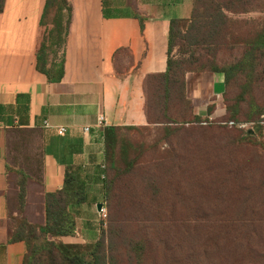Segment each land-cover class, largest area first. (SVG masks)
I'll list each match as a JSON object with an SVG mask.
<instances>
[{
	"label": "crops",
	"instance_id": "crops-1",
	"mask_svg": "<svg viewBox=\"0 0 264 264\" xmlns=\"http://www.w3.org/2000/svg\"><path fill=\"white\" fill-rule=\"evenodd\" d=\"M69 2L72 19L64 49L57 53L51 45L48 53L49 67L64 63L60 82L37 69L47 34L42 26L47 1L7 0L0 14V264H23L27 254L24 242L11 241L20 177L8 157L13 133L37 131L42 147L41 172L27 180L24 217L45 225L46 195L63 189L68 167H81L91 204L72 209L78 233L63 242L98 241L97 205L103 203L106 179L104 130L149 126L147 81L167 72L171 23L190 20L195 7L194 0ZM205 76L207 85L193 87L187 79V91L195 106L201 102L197 116H204L198 109L205 108L210 119L219 120L227 116L225 75ZM60 128L67 130L64 136Z\"/></svg>",
	"mask_w": 264,
	"mask_h": 264
},
{
	"label": "rangeland",
	"instance_id": "rangeland-1",
	"mask_svg": "<svg viewBox=\"0 0 264 264\" xmlns=\"http://www.w3.org/2000/svg\"><path fill=\"white\" fill-rule=\"evenodd\" d=\"M233 8L236 12L225 11L228 20L220 36L204 46L188 49L180 39L175 58L183 69L189 67L192 51L220 67L232 64L260 37L262 0H245ZM208 73H187L186 81L193 87L207 85ZM172 91L166 102L158 82L149 84L151 123L120 133L129 152L118 166L124 171L128 161L136 160L133 170L119 176L109 167L105 170L109 178L116 177L110 198L103 201L105 214L98 218L106 254L117 264H264L263 135L247 137L249 132L225 126L223 118L206 125L205 108L198 109L205 114L197 123L201 102L195 106L188 92L184 99L180 87ZM238 91L233 82L229 95ZM256 93L263 98L261 88ZM204 95L211 102L205 90ZM41 150L38 132H14L9 161L20 174L37 176ZM18 206L15 201L14 219ZM139 244L145 249L141 262L142 253L134 248Z\"/></svg>",
	"mask_w": 264,
	"mask_h": 264
},
{
	"label": "trees",
	"instance_id": "trees-1",
	"mask_svg": "<svg viewBox=\"0 0 264 264\" xmlns=\"http://www.w3.org/2000/svg\"><path fill=\"white\" fill-rule=\"evenodd\" d=\"M46 1L42 26L47 27V34L38 51L37 69L45 74L51 82H60L64 77V63L52 64L49 67L48 53L51 45L57 47V53L64 49L72 19V7L69 0ZM6 2L7 0H0V14L4 12ZM194 2V12L190 20L172 21L167 72L164 75L148 79L146 97L149 84L156 81L158 87L163 88L166 102L171 99L173 87H180L183 98L188 100L186 94L188 92L187 73L195 71L222 73L225 75L227 89L225 95L227 116L222 119L226 120L223 122H258L264 113V32L256 41L248 44L242 57L232 64L220 67L214 60H205L202 58L203 56L197 58L196 51H192V57L188 60L189 67L183 69L182 61L175 58V53L180 46V39L183 37L187 41L188 49L204 46L213 36L215 38L220 36L228 20L225 11L236 12L233 6L236 3L244 4L245 0H194ZM199 8L203 9V14L200 13ZM262 8L264 9V0H262ZM141 22L144 28L143 18H141ZM261 67L262 69H260ZM180 71L183 72L182 75L179 74ZM233 82L238 85L239 91L230 96V87ZM257 88H261L263 91L261 99L256 93ZM209 110L212 113L213 108ZM202 120L197 115L194 117V121L197 123H202ZM216 122L219 120H210L205 123L209 125ZM123 129H136V127H107L104 130L106 170L109 167L117 172V176L130 173L136 163V160L128 161L124 171L118 166L119 160L129 152V147H126L120 138ZM263 130L264 127L257 126L253 131L247 133V137H252L249 134L263 135ZM15 132L34 133L37 131L17 130ZM40 172L37 170V173ZM33 175L31 174V176ZM20 176L22 179L18 182L17 196L19 217L16 216L18 217L16 219L12 217L11 241L26 244L27 254L23 264H40L43 259L45 260L43 264H117L113 256L106 254V240L103 237L94 243L66 244L63 242L64 238L76 237L78 233L77 220L72 209L91 204L86 177L81 167H68L63 189L46 195V223L43 226L33 224L24 217L27 180L30 175L22 173ZM115 178L111 179L106 175L103 201L110 198ZM134 248L137 252L142 253L139 255L141 262L145 251L144 246L139 244Z\"/></svg>",
	"mask_w": 264,
	"mask_h": 264
},
{
	"label": "built area",
	"instance_id": "built-area-1",
	"mask_svg": "<svg viewBox=\"0 0 264 264\" xmlns=\"http://www.w3.org/2000/svg\"><path fill=\"white\" fill-rule=\"evenodd\" d=\"M210 120H214V119H210ZM105 119L101 118L100 123H99V127L102 128L104 125ZM207 124V123H205ZM224 125H228L231 128H236L238 130L241 131H247V132H251L254 130L255 127L257 126H262L264 127V113L261 115L260 119L258 120V122H234L231 121L229 123H224ZM47 127H50L49 124H46ZM90 129H86V132H89ZM59 134L61 136H64L67 133V130L65 128H60L58 130ZM106 177L103 176V179H105ZM105 214V209L103 208V210L100 212V215Z\"/></svg>",
	"mask_w": 264,
	"mask_h": 264
},
{
	"label": "water",
	"instance_id": "water-1",
	"mask_svg": "<svg viewBox=\"0 0 264 264\" xmlns=\"http://www.w3.org/2000/svg\"><path fill=\"white\" fill-rule=\"evenodd\" d=\"M103 208H104V204L103 203H100V204L97 205V209H98L99 212H101L103 210Z\"/></svg>",
	"mask_w": 264,
	"mask_h": 264
}]
</instances>
